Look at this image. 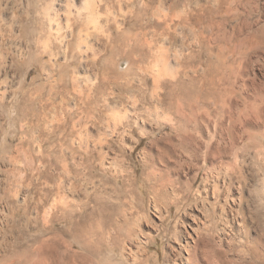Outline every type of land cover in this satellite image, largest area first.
<instances>
[{
	"label": "bare ground",
	"instance_id": "obj_1",
	"mask_svg": "<svg viewBox=\"0 0 264 264\" xmlns=\"http://www.w3.org/2000/svg\"><path fill=\"white\" fill-rule=\"evenodd\" d=\"M51 1L45 0L47 5ZM217 1V11L207 5L192 9L183 19L187 34L181 38L166 44L156 36L141 37L135 48L125 40L118 55L103 56V101L112 112L106 126L113 131L106 134L102 154L118 150L126 158L120 169L107 165L114 185L95 194L96 206L86 221L101 227L105 245L99 237L87 239L88 224L80 219L67 228L71 249L82 264H163L158 252L151 254L156 237L145 233L142 220L147 224L151 214L168 219L174 208L178 222L185 224L177 230L183 241L171 246L175 254L165 251L164 263L212 264L208 249L216 238L229 245L234 228L246 226L241 208L251 185L263 217L264 22L248 20L226 28L225 11H251L243 0ZM248 1L264 10V0ZM49 10L43 19L51 35ZM35 32L26 29L27 34ZM56 39L65 44L60 36ZM138 148L141 163L134 164ZM182 212L187 215L183 220ZM263 244L259 240L257 247H248L258 251ZM25 254L24 262L3 257L0 264H62Z\"/></svg>",
	"mask_w": 264,
	"mask_h": 264
},
{
	"label": "rangeland",
	"instance_id": "obj_2",
	"mask_svg": "<svg viewBox=\"0 0 264 264\" xmlns=\"http://www.w3.org/2000/svg\"><path fill=\"white\" fill-rule=\"evenodd\" d=\"M52 1L47 5L45 0H0V259L24 262L29 251L43 262L82 264L71 249L67 228L80 219L88 224L87 239L99 237L105 245L101 227L86 221L96 206L95 194L111 191L114 185L113 171L110 174L107 165L120 169L126 158L118 150L102 154L106 134L113 131L106 126L112 112L103 101V56L118 55L125 40L135 48V39L141 37L156 36L166 44L170 38H181L187 34L183 19L192 9L207 5L217 11L219 2ZM244 1L251 12L243 7L225 11L226 28L248 20L264 22L262 7ZM46 8L53 19L51 35L43 19ZM27 28L36 29L37 34H27ZM87 96L90 102L84 104ZM115 104L113 101L112 106ZM139 151L133 153L134 164L140 162ZM255 195L254 186H249L241 208L247 223L243 230L234 228L231 244L216 238L208 249L212 264H264V244L258 251L249 248L264 241V215L258 216ZM185 216L182 212L181 219ZM150 217L147 224L142 222L145 233L156 237L151 254L158 252L165 264L164 253L175 254L171 246L177 248L183 241L177 230L185 224L178 222L180 214L175 208L168 219ZM48 240L51 244H42ZM221 250L227 252L221 255Z\"/></svg>",
	"mask_w": 264,
	"mask_h": 264
}]
</instances>
